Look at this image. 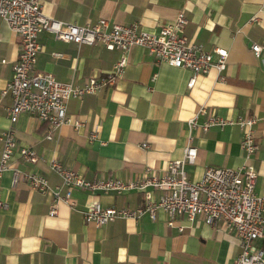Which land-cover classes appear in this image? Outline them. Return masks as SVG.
<instances>
[{
    "label": "crops",
    "instance_id": "1",
    "mask_svg": "<svg viewBox=\"0 0 264 264\" xmlns=\"http://www.w3.org/2000/svg\"><path fill=\"white\" fill-rule=\"evenodd\" d=\"M45 16L78 25L130 24L157 32L183 12L184 34L207 50H227L224 80L211 68L197 74L191 85L189 68L156 62L148 50L133 45L121 77L100 92L86 93L66 102V113L82 120L75 128L61 124L46 138L47 124L22 113L11 124L0 102V131L12 126L17 148L26 146L44 158L35 163L12 157L13 164L43 174L55 185L59 176L49 167L55 157L85 178L114 177L131 180L144 168L160 174L169 160L182 156L187 136L197 147L194 162L185 163L189 180H198L206 166L237 167L251 164L257 170L255 191L264 188V0H40ZM42 45L36 68L61 81L82 84L92 76L107 73L120 51L101 44H76L57 39L51 32L39 35ZM262 46L259 56L250 48ZM60 52V56L53 55ZM18 54V36L0 18V91L9 80ZM216 55L213 54V58ZM202 121L216 113L226 118L254 117L257 148L249 158L240 147L242 131L237 124L202 131L188 120L199 107ZM98 127L96 138L90 130ZM148 142L144 148L142 142ZM1 149V148H0ZM156 197L158 192L153 191ZM0 264H235L240 251L238 238L224 228L205 223L198 215L191 223L183 217L166 222L157 210L151 220L116 218L102 225L86 222L83 211L99 201L103 205L136 206L143 191H89L74 188L73 205L59 202L49 213L51 196L31 189L24 181L11 184V170L0 178ZM184 225L182 231L177 225ZM264 248V241L256 240Z\"/></svg>",
    "mask_w": 264,
    "mask_h": 264
},
{
    "label": "built area",
    "instance_id": "2",
    "mask_svg": "<svg viewBox=\"0 0 264 264\" xmlns=\"http://www.w3.org/2000/svg\"><path fill=\"white\" fill-rule=\"evenodd\" d=\"M0 18L18 36V54L12 64L11 76L0 91V102L8 96L10 102L5 112L11 124L22 113L45 122V136L48 139L52 137L53 129L61 124H71L75 128L83 125L81 119L66 113L67 100L115 85L133 45L145 47L156 62L189 68L192 71L189 85L197 74H206L211 68L217 71L220 81L224 80L222 72L226 67L227 50L217 46L207 50L201 43L188 40L184 34L187 19L183 12H179L170 23L160 26L157 32L141 29L136 22L109 25L104 18L92 25L58 20L43 14L40 0H0ZM43 31L51 32L55 38L66 42L98 43L108 50L117 49L120 51L119 58L107 73L92 76L82 84L58 80L52 73L36 68L37 55L42 47L39 35ZM250 48L255 56L260 55L262 46L259 43L252 42ZM53 55L60 56L61 53L53 52ZM204 113V106L199 107L196 114L189 118V126L206 131L211 126L222 128L227 124H237L242 131L239 144L245 158L253 154L257 148L253 136L254 117L239 116L233 119L210 113L199 122L197 115ZM98 131V127L90 130L89 139L96 138ZM191 139L190 135L187 136L181 158L169 160L164 172L157 174L146 166L139 177L131 180L85 178L75 169L51 157L49 167L60 178L59 184L52 185L43 174L23 170L13 164L12 157L16 153L31 163L44 158L32 148H17L14 130L9 126L0 131V178L10 169L12 185L24 181L31 189L49 194L50 214L55 212L59 202L73 205L71 192L74 188L117 193L141 190L143 200L136 206L103 205L99 201L90 203L83 211L84 220L97 226L116 218L137 220L142 215L154 220L160 209L167 216V224L172 226L177 217L191 223L200 215L205 223L214 227H218V222L222 221L224 228L238 238L240 251L235 264H264V248L256 244L258 239L264 241V188L255 191L257 170L251 164L237 167L208 165L198 180H189L184 164L194 162L197 154V147ZM141 146L147 148L149 144L144 141ZM153 191L158 192L156 197ZM7 205L0 198V208L4 209ZM183 228L184 225H177L179 231Z\"/></svg>",
    "mask_w": 264,
    "mask_h": 264
}]
</instances>
